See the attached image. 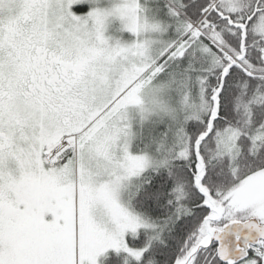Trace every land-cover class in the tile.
<instances>
[{
	"label": "snow or ice",
	"instance_id": "snow-or-ice-1",
	"mask_svg": "<svg viewBox=\"0 0 264 264\" xmlns=\"http://www.w3.org/2000/svg\"><path fill=\"white\" fill-rule=\"evenodd\" d=\"M0 264H264V0H0Z\"/></svg>",
	"mask_w": 264,
	"mask_h": 264
}]
</instances>
